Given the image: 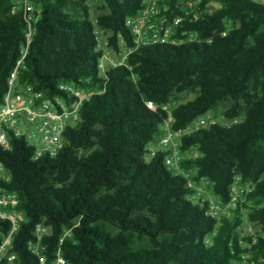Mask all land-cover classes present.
I'll list each match as a JSON object with an SVG mask.
<instances>
[{
    "label": "trees",
    "instance_id": "trees-1",
    "mask_svg": "<svg viewBox=\"0 0 264 264\" xmlns=\"http://www.w3.org/2000/svg\"><path fill=\"white\" fill-rule=\"evenodd\" d=\"M102 1L109 12L97 26L111 33L108 46L128 50L125 63L104 73L87 0H33L34 17L24 3L0 0V100L20 60L18 84L43 99L73 101L61 84L95 93L57 156L35 159L25 137L0 149L12 176L2 186L18 195L25 216L10 246L15 263L40 264L42 255L52 264L60 254L67 264H241L244 255L247 264H264V3L158 0L152 22L171 28L169 41L138 45L127 19L140 14L143 0ZM188 93L195 98L176 103ZM226 102L230 125L195 131L180 146L201 154L182 168L206 177L225 203L237 177L253 184L217 221L188 201L187 180L165 165L167 153L147 163L145 148L170 117L174 130H186ZM242 210L261 235H239ZM40 225L50 233L36 254L30 243ZM67 230L71 239L61 242ZM10 232L0 219V246ZM143 240L149 244L138 246Z\"/></svg>",
    "mask_w": 264,
    "mask_h": 264
},
{
    "label": "built area",
    "instance_id": "built-area-1",
    "mask_svg": "<svg viewBox=\"0 0 264 264\" xmlns=\"http://www.w3.org/2000/svg\"><path fill=\"white\" fill-rule=\"evenodd\" d=\"M143 3L144 9L140 14L137 17L127 19V25L135 35L136 43L140 45L157 41H169L171 28H159L156 23L152 22V18L161 13L158 0H143ZM162 31L163 36H160ZM98 43L100 48L103 49L99 35ZM105 56L99 65L102 73L108 68L104 64ZM21 63L22 60L18 62V67ZM18 67L10 77L9 90L4 98L0 100V149H11L12 136L25 137L29 145L34 148L35 159L44 156L55 157L62 149L65 130L77 125L80 119L81 107L89 102L95 93L77 88L73 84H61L60 89L73 96V101H67L61 97H55L53 100L43 99L41 92H35L30 86L18 84ZM147 105L151 110H155L157 107L153 102H149ZM194 123L193 128L174 130L173 118L170 117L162 125L161 134L157 141L150 143L145 148V161L150 163L159 152L167 153L165 165L176 176H184L187 180L188 201L206 208V214L209 217L220 221L229 214L230 210L235 209L239 201L244 202L246 200L247 195L253 190V184L245 183L241 177H237L231 185V200L225 203L213 194L210 182L206 177H197L195 171L182 168L184 160L196 159L201 156L196 150L187 151L186 153L181 152L182 138L195 131L208 129L215 125L217 121L206 114L196 119L192 124ZM11 178L10 172L0 161V219L11 223V232L0 246V264H16V255L12 254L10 246L15 233L20 229L21 223L25 221L24 214L16 209L19 205L18 195L2 186V183H9ZM49 233L50 229L48 227L40 225L37 228L35 233L37 240L30 243V248L34 253L41 254L39 248L41 247L42 239ZM63 241L64 237L61 242ZM39 256L40 264H48L44 256ZM247 257V255L242 257L243 261L241 264L248 263ZM52 264L67 263L59 254Z\"/></svg>",
    "mask_w": 264,
    "mask_h": 264
},
{
    "label": "rangeland",
    "instance_id": "rangeland-1",
    "mask_svg": "<svg viewBox=\"0 0 264 264\" xmlns=\"http://www.w3.org/2000/svg\"><path fill=\"white\" fill-rule=\"evenodd\" d=\"M254 1L259 2V3H264V0H254ZM18 2L24 3L25 6L27 7V10L31 12V16L34 17L33 13L37 12V8L35 4L33 3V0H18ZM87 5L89 7L90 17L92 21L94 22V24L96 25V31L102 40V47L106 55L104 58L105 66L109 67V66H115V65L125 63V58L128 53L127 47L124 45V43H122L120 45L121 50L117 51L114 48L108 46V40L112 36L111 33L102 31L97 26V23H96L97 18L100 15L109 12L106 4L102 0H87ZM185 5L191 7V4H185ZM213 5L215 7H218V5L216 4H213ZM64 10L68 11V8ZM71 10H73L77 14L76 10L74 9H71ZM195 96L196 94L194 93L178 95L176 103L177 104L186 103L187 101L193 100ZM230 106H231L230 102L223 103L219 105L215 110L210 111L208 115L215 118L217 122H220L221 124L228 126L231 124V121H229L228 119L224 117V112L225 110L229 109ZM194 125L195 123L190 125L189 128H193ZM242 213L244 214V222H243V226L238 231L239 235L241 237L261 235L262 227L258 224L248 221L247 219L248 211L247 210H242ZM68 239H71V232L69 230H67L64 235V240H68ZM137 244L138 246H143V245H148L149 242L148 240H143L142 242H138ZM41 249L42 248L40 247L39 248L40 252H41Z\"/></svg>",
    "mask_w": 264,
    "mask_h": 264
}]
</instances>
